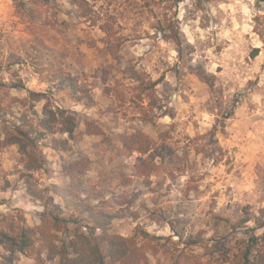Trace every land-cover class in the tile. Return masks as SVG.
Masks as SVG:
<instances>
[{
    "label": "rangeland",
    "instance_id": "obj_1",
    "mask_svg": "<svg viewBox=\"0 0 264 264\" xmlns=\"http://www.w3.org/2000/svg\"><path fill=\"white\" fill-rule=\"evenodd\" d=\"M88 1L114 20L115 58L105 34L69 0H49L40 10L34 30L46 50L31 45L14 1L0 0V83L21 81L24 89H10L11 97L42 95L23 109L30 117H40L47 105L79 119L69 151L43 148L47 163L34 173L39 187L70 215L60 190L79 192L81 185L82 197L89 194L114 216L111 233L128 237L140 228L158 238L147 246L149 264H235L247 236L264 232V0ZM199 67L210 83L193 73ZM127 68L144 84L129 78ZM60 72L90 90L92 108L71 98ZM147 82L157 84L144 113ZM13 110L18 114L19 106ZM83 117L102 133L83 134ZM136 131L151 143L148 177L135 168L138 155L119 141ZM81 156L88 171L72 187L67 168ZM22 171L18 146L0 149V212L19 211L33 225L43 207L26 193ZM11 264L36 263L13 254Z\"/></svg>",
    "mask_w": 264,
    "mask_h": 264
},
{
    "label": "trees",
    "instance_id": "obj_2",
    "mask_svg": "<svg viewBox=\"0 0 264 264\" xmlns=\"http://www.w3.org/2000/svg\"><path fill=\"white\" fill-rule=\"evenodd\" d=\"M13 1L17 12L28 23L31 45L38 50H46L43 36L34 30V26L41 17V8L48 5L49 0ZM69 4L77 9L81 19L105 34L106 50L115 58V50L109 42L114 20L101 16L88 0H69ZM176 42L181 59L180 43L178 40ZM126 71L130 72L129 78L140 81V85L144 84L138 72H134L132 68H127ZM193 73L204 82L210 83V76L200 67L193 70ZM57 77L61 84L66 85L74 101L84 103L86 109L95 105L90 90L79 85L75 76L60 72ZM147 83L148 85L142 89L146 92L148 100L147 106L142 108L144 113L153 106V98L148 91L157 84ZM10 89H24V85L21 81L12 83L9 87L0 83V94L4 97L0 99V149L10 145L18 146L24 168L20 173V179L26 193L31 198L39 200L43 209L37 213L38 222L33 225H28L19 211L18 216L0 212L2 261L11 264L13 254H23L32 258L36 264H46L55 260H58L59 264H149L147 246L158 238L150 236L140 228H136L134 234L128 237L111 233L109 226L114 216L102 209L99 202L92 204L89 194L82 197L81 192L87 191L81 189V185L79 192L73 191L70 186L60 190L62 198L72 210L70 215L62 212L47 187H39L34 173L47 163L43 148L69 151L71 142H75L79 137L76 133L79 119L75 113L62 107L52 109L47 105L40 117H30L23 109L28 107L32 98H39L42 95L28 91L27 97L16 98L9 96ZM15 105L19 106L18 114L13 110ZM82 122L83 134L90 136L102 133L92 119L83 117ZM48 137L47 143L45 141ZM119 141L127 151L138 155L135 164L138 174L144 177L151 175L153 164L149 157L151 143L148 136L136 131L132 135H121ZM88 165L89 160L84 156L68 165L67 174L72 187L73 183L79 181L78 179L88 171ZM248 220V217L241 219L233 224V229L245 225ZM242 244L235 264H264V232L261 235L252 233ZM226 257L228 261V256Z\"/></svg>",
    "mask_w": 264,
    "mask_h": 264
}]
</instances>
